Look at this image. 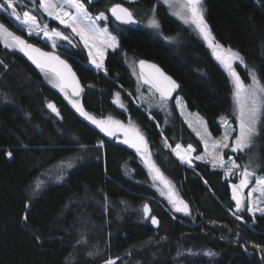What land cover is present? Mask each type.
Returning a JSON list of instances; mask_svg holds the SVG:
<instances>
[{
    "label": "trees",
    "instance_id": "trees-1",
    "mask_svg": "<svg viewBox=\"0 0 264 264\" xmlns=\"http://www.w3.org/2000/svg\"><path fill=\"white\" fill-rule=\"evenodd\" d=\"M23 1L17 0L19 12L29 8L41 23L47 21L38 7L32 8V0ZM103 2L87 5L85 0L92 14L107 11ZM157 3L138 0L132 4L135 17L141 22L155 7L162 33L173 41L167 43L147 28L119 32L111 25L120 48L107 53V74L86 65V50L69 29L50 24L79 45H69L73 54L69 63L84 87L79 97L84 109L97 119L124 121L129 116L135 121L152 159L187 202L190 215L175 212L160 197L132 149L82 117L24 54L4 51L0 44V264H104L109 257H119L116 264H175L173 256L179 249L187 252L182 257L186 264H264V217L257 214L252 222L244 212L238 215L246 223L236 219L230 187L235 180L202 161H193V167L182 165L165 147V138L172 147L191 144L195 153L202 150L199 140L176 112L166 124L160 113L151 111L153 120L126 93H134L133 78L122 53L152 61L175 79L186 107L205 119L214 136L221 134L218 118L231 117L228 76L203 44ZM204 7L215 40L239 51L248 67L254 66L264 79V0H204ZM0 23L40 43L17 31L3 12ZM240 75L248 80L246 72ZM116 93L128 115L113 102ZM49 102L59 117L47 108ZM101 140L104 147L98 148ZM256 142L262 173L264 137ZM9 150L12 158L6 156ZM69 161L73 165L62 170L63 179H57L56 171L49 173L53 166ZM145 203L159 218V227L144 219ZM26 204L30 208L25 223ZM81 240L87 242L77 243Z\"/></svg>",
    "mask_w": 264,
    "mask_h": 264
},
{
    "label": "snow or ice",
    "instance_id": "snow-or-ice-1",
    "mask_svg": "<svg viewBox=\"0 0 264 264\" xmlns=\"http://www.w3.org/2000/svg\"><path fill=\"white\" fill-rule=\"evenodd\" d=\"M95 0H87V5L94 3ZM163 4L170 9H174L172 15L181 20L185 25L195 27L200 36L213 49L215 58L223 65L229 73L232 85L233 95L237 105V128L232 127L229 119L226 116L220 117V124L224 128L223 135L219 139H213L211 133L207 129V124L201 119L204 126V134L196 132L197 136L204 144V153L197 155L194 158L192 153L196 149L191 145L184 148L181 144H176L173 148L165 138L164 144L166 148H170L172 153L180 160L181 163L193 167V159L210 163L213 169L224 170L225 178L238 176V182L230 185L232 190L231 199L235 202V211L233 215L237 220L245 222L243 215L238 213L246 212L252 217V222H255L257 214L264 217V177L257 176L255 169H250L249 165H245L241 169V165L236 162L231 156L225 160L223 149L230 148L233 153L248 152L250 153L256 143L257 138L264 137V79L258 77L255 67H248L244 57L239 51L233 50L231 47L225 48L219 44L213 36L210 26L205 19L204 0H162ZM128 4H136L138 0H127ZM34 6L37 5V0H32ZM85 0H38V9L43 12L49 19L57 21L66 29L71 30L72 36L79 37V41L83 47L88 50L89 62L98 71H104L107 74V69L104 66V58L107 50L111 49L115 52L120 48V42L117 35L106 26H101L99 22H107L109 17L104 12H99L93 16L89 11ZM11 10L9 15L12 20L18 24L17 31H25L28 36H35L43 39L51 44L53 49L60 47V42H66L71 47L75 48L79 45L75 43L72 36L66 35L58 28H49L47 23L40 24V20L31 11H23L22 14L17 10V0H0V11L7 12ZM108 11L115 21L120 25H134L140 23L135 17L133 10L125 7L122 3H115ZM152 15L147 20V27L157 32L161 30V24L155 15V7L150 10ZM119 30V29H118ZM170 40V37H164ZM0 42L10 51H19L23 53L41 72L45 73L46 78L51 74L53 87L57 88L69 100L73 108L85 119L95 125L105 136L116 138L118 132H122L124 139L123 144L134 148L140 155L142 162L148 167L149 173L152 176L153 186L156 182L163 185L164 190H160L162 196L173 205L175 212L190 215V208L175 190V185L168 180L160 167L152 159V153L148 147V141L143 132L133 124L131 119L128 125L122 121L113 119H97L90 115L79 101V97L83 88L76 77L71 66L55 52H46L30 43L25 37L11 31L6 25L0 23ZM138 63L140 72L138 78L155 89L160 95L162 102H167L172 98V93L179 87L177 82L167 76L158 66L150 64L144 60H139ZM3 64V61H0ZM147 66L153 72L145 75L144 69ZM243 66L247 70V74L251 79L250 84H246L236 67ZM6 67V66H5ZM71 89L69 94L68 89ZM129 95H131L129 93ZM119 93L115 94L114 103L118 104L121 109L125 108L123 102L119 101ZM177 107L181 106V99L176 98ZM47 108L60 116V112L54 103L49 102ZM126 110V109H125ZM183 114V113H182ZM199 119V117H198ZM191 127V124H189ZM196 131V129H193ZM233 133L236 135L233 137ZM231 141V143H229ZM211 144V151L209 145ZM98 148L104 147V141L101 140ZM6 156L12 158V151H7ZM252 163L250 159V164ZM72 167L71 163L68 165ZM58 180L63 177H58ZM207 183V181H204ZM249 189V185L253 184ZM39 186H37L38 188ZM249 189L246 196L244 190ZM30 204L25 205L26 212L22 216V220L26 223L28 220L27 210ZM145 220H150L153 226L159 227V218L152 214V209L149 204L145 203L142 208ZM37 239H39L37 237ZM86 240L77 241V243H86ZM254 247H259L255 246ZM89 256L93 253L89 252ZM98 255V253H97ZM205 255L214 256L215 253L207 252ZM264 259V255L261 257ZM119 259L109 257L104 261V264H116Z\"/></svg>",
    "mask_w": 264,
    "mask_h": 264
},
{
    "label": "rangeland",
    "instance_id": "rangeland-1",
    "mask_svg": "<svg viewBox=\"0 0 264 264\" xmlns=\"http://www.w3.org/2000/svg\"><path fill=\"white\" fill-rule=\"evenodd\" d=\"M160 4H162L163 6H165V8H166V10L168 11V13L172 16V17H174L178 22H180L183 26H185V27H187L189 30H191V33H193L197 38H198V40L200 41V42H202V43H204L206 46H207V49H208V51H209V53H212L213 52V49L212 48H210L209 47V45H208V43L200 36V34L197 32V30L195 29V27L194 26H192V25H185L181 20H179L178 18H176L175 16H173L172 15V12H173V10L174 9H170L167 5H165V4H163V2H162V0H157ZM19 2H21V3H24V1L23 0H19ZM36 7H38V0H37V5L36 6H34V5H32V8L35 10L36 9ZM205 8V7H204ZM10 11L11 10H8L7 12H5V11H0V12H3L9 19H10V21L16 26V27H19L18 26V24H16V22L14 21V20H12L11 18H10V15H9V13H10ZM23 11H31L32 12V14L33 15H36L35 14V12L32 10V9H29V8H22L21 9V14H22V12ZM41 11V10H40ZM42 12V11H41ZM43 13V12H42ZM93 15V14H92ZM152 15V12H151V14L148 16V18L150 17ZM37 16V15H36ZM93 16H95V15H93ZM46 17V22L45 23H47L48 24V26H49V28L51 29V28H56L54 25H51L50 24V22H54V23H57L58 24V22L57 21H54V20H51V19H49L47 16H45ZM148 18H146V19H144V20H141V25L144 27V28H147L148 30H150L151 32H152V34H154L155 36H157V37H159L161 40H163V41H165V42H167V43H170V42H172L173 41V37H170L171 39L170 40H166L164 37H168V36H165L164 34H162V32H161V30L159 31V32H157V31H155V30H153V29H150V28H148L147 27V20H148ZM40 24L41 25H43L44 23H41L40 22ZM104 24V21L102 22V25ZM60 26H62V25H60ZM104 26V25H103ZM63 27V26H62ZM59 29V28H58ZM59 30H61V29H59ZM70 30V29H69ZM62 32H64L63 30H61ZM71 31V30H70ZM65 33V32H64ZM66 34V33H65ZM67 35V34H66ZM33 37H35V36H33ZM35 38H37V39H39V40H41L42 42H44L46 45H48V48L49 49H51L52 51L53 50H55V49H53L52 47H51V44L50 43H48V42H45L43 39H41V38H38V37H35ZM78 39H79V37H78ZM63 43H66V42H63ZM0 44L3 46V43L2 42H0ZM67 44V43H66ZM82 44V43H81ZM68 45V44H67ZM83 45V44H82ZM2 48H5L4 46L2 47ZM225 48H227V47H225ZM85 49V48H84ZM86 50V54H87V57H88V50L87 49H85ZM109 50H111V49H109ZM10 52H18V53H21V52H19V51H10ZM21 54H23V53H21ZM124 58H125V63H126V65L128 66V67H130V69L134 72V69H135V67H136V63H133V61H135L134 59H131V58H129V57H127V56H124ZM213 58H214V61L217 63V65L226 73V75L228 76V78H229V81H230V84H231V89H232V112H231V117H229V116H226V115H222V116H226L228 119H229V121H230V123L232 124V127H234V128H237V131H238V123H237V115H238V111H237V105H236V100H235V98H234V95H233V85H232V82H231V79H230V76H229V73L227 72V70L223 67V65L215 58V56H213ZM105 59V58H104ZM87 66H89V67H91L92 69H94V70H96L95 68H94V66L89 62V57H88V63H87ZM38 69V68H37ZM39 71H40V69H38ZM96 71H98V70H96ZM236 71L237 72H239V74H240V71H243V72H246V74H247V70H246V68L245 67H243V66H238V67H236ZM101 72H103V71H101ZM40 73L42 74V76H43V78H44V81L47 83V84H49L51 87H53V85H52V83H50L49 81H50V79H52V76H51V74H49L48 75V77L46 78V75H45V73H43V72H41L40 71ZM135 73V72H134ZM248 75V74H247ZM246 84H250L251 83V79H250V77L248 76V80L245 82ZM54 89H56L57 91H59L57 88H55V87H53ZM149 90V89H148ZM60 92V91H59ZM68 92H69V90H68ZM61 94H62V96L65 98V95L62 93V92H60ZM136 93L138 94V99L139 100H137L138 101V106H140V107H142V108H144L145 109V111H146V113H147V115L151 118V119H153V120H155L154 119V117L152 116V114H151V111H154V112H157V113H160L163 117H164V120H165V123L166 124H168L169 122H170V118H171V116H173V114L176 112L177 113V115L180 117V119L184 122V124L187 126V128L192 132V134L199 140V142L201 143V145H202V150H201V152H199V153H195V152H193L191 155H192V157L194 158L195 156H197V155H202L203 153H204V144H203V142L200 140V137L199 136H197V134H196V132L198 131V132H200L202 135L204 134V126H203V124L201 123V119L204 121V122H206L205 121V119L198 113V112H196V111H191V110H189L187 107H186V105H185V103H184V100L182 99V97L180 96V95H177V96H175L174 97V99H170V100H168L167 102H162L161 100H160V95L159 94H157L156 92H154V91H144V90H142V87L141 88H139V86L137 87V90H136ZM70 94V93H69ZM177 97H179L180 99H181V106L180 107H177V102H176V98ZM66 99V98H65ZM115 99H116V97H115ZM68 102H69V100L68 99H66ZM80 101V100H79ZM119 101H121L122 102V99L120 98V96H119ZM117 104V103H116ZM118 105V104H117ZM126 108H124V109H122V110H124V112H126L127 110H125ZM183 113V114H182ZM198 117H199V119H198ZM221 117V116H220ZM220 117L218 118V122H219V124H220ZM107 118H109V117H107ZM107 118H105V119H107ZM112 118V117H111ZM114 119V118H113ZM129 119H131L129 116H127L126 118H125V120L124 121H122L125 125H128V121H129ZM131 121L133 122V124L135 125V126H137L138 128H139V126L137 125V123L135 122V121H133L132 119H131ZM165 124V125H166ZM189 124H191V127L189 126ZM220 126H221V124H220ZM140 129V128H139ZM159 129L161 130V127H159ZM193 129H196V131H193ZM207 129H208V127H207ZM141 130V129H140ZM142 131V130H141ZM208 131H209V129H208ZM210 132V131H209ZM223 132H224V128L221 126V134L220 135H218V136H214L213 134H211V136H212V138L213 139H219L222 135H223ZM211 133V132H210ZM233 135V137L236 135V133H233L232 134ZM110 138H112V137H110ZM116 142H118V143H121V144H123L122 143V141H123V139H124V135H123V133L122 132H118L117 133V137L116 138H113ZM229 143H231V141H229ZM123 145H125V144H123ZM125 146H127V147H129L128 145H125ZM148 147H149V145H148ZM184 148H186L187 146H183ZM258 146H257V142L255 143V145L253 146V148H252V150H251V152L250 153H248L247 151L246 152H237V153H233L232 151H231V149L230 148H227V149H223L222 151H223V153L225 154V160H227V158L229 157V156H231L233 159H235L236 160V162L238 163V164H240L242 167H241V169H240V171H242V168H243V166H245V165H249L250 166V169H255L256 170V173H257V176H260V177H264V172H258L259 171V169L261 168V165H262V160L260 159V157H258V148H257ZM130 149H132L135 153H136V155H137V157H138V160H139V162L141 163V165L147 170V172H148V174H149V177H150V179H151V181H152V183H154L153 182V180H152V176L150 175V173H149V169H148V167L142 162V160H141V157H140V155L136 152V150L134 149V148H131V147H129ZM174 148V147H173ZM150 149V148H149ZM169 150L171 151V149L169 148ZM212 149H211V144L209 145V151H211ZM171 153H172V151H171ZM172 155L180 162V160L176 157V155H174L173 153H172ZM250 159H251V161H252V163L250 164ZM193 161H198V160H195V159H193ZM203 162V161H202ZM69 163H71V165H73V162L72 161H69V162H64V163H59V164H57V165H55V166H53V168L49 171V173H53V172H57V174H58V176L59 177H63V175H64V172L62 173V174H60L61 172H62V170L63 169H65V167L67 166L68 167V165H69ZM181 163V162H180ZM182 165H186V166H188L187 164H183V163H181ZM208 164H210V163H208ZM211 165V164H210ZM220 170H222V169H220ZM223 172H224V170H222ZM50 175V174H49ZM229 178H232V179H234L235 180V182L237 183L238 182V179H239V177L238 176H233V177H229ZM41 182L43 183V181L41 180ZM38 183H40L39 181H38ZM252 186H254V183L253 184H250L249 185V189L252 187ZM155 189H156V191L158 192V194L160 195V197L162 198V199H164L171 207H172V209L174 210V208H173V205L172 204H170L169 203V201L166 199V196H162L161 194H160V190H164L165 192L167 191L166 189H163V185H161V184H159V182H156V186H155ZM158 189H160V190H158ZM249 189H245L244 190V194H245V196H246V194H247V192L249 191ZM185 253H187L186 251H184V249H179L176 253H175V255L173 256L174 258H175V260H176V263L175 264H186V262L183 260V254H185Z\"/></svg>",
    "mask_w": 264,
    "mask_h": 264
},
{
    "label": "flooded vegetation",
    "instance_id": "flooded-vegetation-1",
    "mask_svg": "<svg viewBox=\"0 0 264 264\" xmlns=\"http://www.w3.org/2000/svg\"><path fill=\"white\" fill-rule=\"evenodd\" d=\"M100 0H95V3L96 2H99ZM104 2V4L106 3V5H107V8H106V10L107 11H101V12H104L105 13V15H107L108 17H109V19H108V21L107 22H104V26H106V27H108L109 28V30L110 31H112L113 32V34L114 35H117L118 36V34H117V32H116V29H117V31H119V32H121V31H126L128 28H131V26H129V25H120L119 24V22H117V21H115V19L111 16V13L108 11V8H110L113 4H115V3H122L124 6H126V7H129L130 9H132L133 10V8H132V4H128L127 3V0H103ZM157 4H160L159 2L157 3ZM162 5V4H161ZM163 6V5H162ZM165 7V6H164ZM140 12H142V11H140ZM133 13H134V11H133ZM98 13H96V14H93V15H97ZM135 15V14H134ZM157 18V17H156ZM174 18V17H173ZM138 20V19H137ZM53 22V21H52ZM102 22L103 21H101V22H99L100 23V25L103 27V25H102ZM141 23V22H140ZM140 23H138V25L137 26H139V27H143ZM180 23V22H179ZM181 24V23H180ZM111 25L112 26H114V27H116V29H112L111 28ZM136 26V27H137ZM144 28V27H143ZM184 28L186 29V30H188L189 31V33L191 34V36L196 40V41H198V42H200L199 40H198V38L193 34V33H191V30H189L187 27H185L184 26ZM119 29V30H118ZM162 32V31H161ZM163 34V33H162ZM39 40V39H38ZM30 43H33L32 41H29ZM39 44H36L37 46H39L40 48H42L44 51H47V52H55V54L56 55H59L60 57H61V59H63V60H65L66 62H68L69 63V60L70 59H73V54L71 53V48L69 47V45H67L66 43H63V42H60L61 43V46L60 47H57L55 50H51V49H49L48 48V45H46L44 42H42L41 40H39ZM200 43H202V42H200ZM35 44V43H34ZM203 44V46L205 47V49L208 51V49H207V46L204 44V43H202ZM3 50L4 51H10V50H8V49H6V48H3ZM109 51H112V50H107V52H106V54H105V57H106V55H107V53L109 52ZM124 56H127V57H129V58H131V59H134L133 57H131V56H128L127 54H124V53H122V55H121V57H122V59L124 60V62H125V58H124ZM210 56H211V58L214 60V58H213V56H214V54H213V52L212 53H210ZM105 60V59H104ZM135 60V59H134ZM136 62L138 61V59L137 60H135ZM70 64V63H69ZM71 65V64H70ZM87 65V64H86ZM89 67V66H88ZM128 67V66H127ZM73 68V67H72ZM128 69H129V72H130V74H131V76H132V78H133V89H134V93H131V92H126L127 94H128V96L132 99V100H134V102H138L137 100H139L138 99V94L136 93V90H137V87L139 86V88H141L142 87V90H144V91H154V92H156L155 91V89H151L150 88V86L149 85H147V84H144L139 78H138V74H139V70H138V68H137V66L135 67V69H134V72L130 69V67H128ZM101 72V71H100ZM103 73H104V71H103ZM81 83V82H80ZM82 85V84H81ZM82 88H84L83 87V85H82ZM149 89V90H148ZM84 90V89H83ZM83 92V91H82ZM129 93L131 94V95H129ZM157 94H159L158 92H156ZM179 93V92H178ZM120 94V93H119ZM82 95V94H81ZM177 95H179V94H177ZM176 95V96H177ZM122 96H121V94H120V98H121ZM171 99H174V97L173 98H171ZM170 100V99H169ZM127 115H128V113H127V111L125 112Z\"/></svg>",
    "mask_w": 264,
    "mask_h": 264
},
{
    "label": "water",
    "instance_id": "water-1",
    "mask_svg": "<svg viewBox=\"0 0 264 264\" xmlns=\"http://www.w3.org/2000/svg\"><path fill=\"white\" fill-rule=\"evenodd\" d=\"M126 7V6H125ZM138 24H134V25H129V26H131V27H136ZM33 44V43H32ZM33 45H35L36 47H38V48H40L39 46H37L36 44H33ZM40 49H42V48H40ZM43 50V49H42ZM44 51V50H43ZM47 52V51H46ZM140 60H144V59H140ZM139 61V60H138ZM137 61V62H138ZM144 61H146V62H148V63H150V64H155L156 66H158L167 76H169V77H171L169 74H167L159 65H157L156 63H154V62H152V61H149V60H144ZM68 63V62H67ZM69 64V63H68ZM70 65V64H69ZM71 66V65H70ZM136 66H137V68H138V70L140 71V68H139V66H138V63H136ZM71 68H72V66H71ZM72 70L74 71V69L72 68ZM75 72V71H74ZM153 72V70L152 69H149L147 66H145V69H144V73H145V75H149V74H151ZM75 74H76V72H75ZM76 77H77V79H78V81H79V83H80V80H79V78H78V76H77V74H76ZM172 78V77H171ZM173 79V78H172ZM173 80H175V79H173ZM80 86L82 87V85H81V83H80ZM69 90V93H71V89L69 88L68 89ZM178 92H179V87L172 93V98L173 97H175L177 94H178ZM82 93V92H81ZM81 96V95H80Z\"/></svg>",
    "mask_w": 264,
    "mask_h": 264
}]
</instances>
